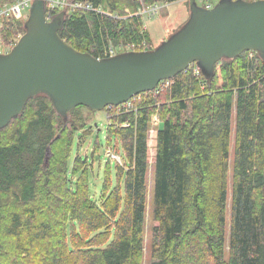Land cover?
Segmentation results:
<instances>
[{
  "label": "trees",
  "instance_id": "1",
  "mask_svg": "<svg viewBox=\"0 0 264 264\" xmlns=\"http://www.w3.org/2000/svg\"><path fill=\"white\" fill-rule=\"evenodd\" d=\"M178 1L64 0L60 10L45 0V12L64 11L59 37L102 59L110 48L152 50L139 9ZM23 33L22 20H3L5 46ZM167 83L103 109V140L87 126V108L63 122L43 94L0 130V264H143L146 247V264H264V62L248 51L220 60L209 83L195 65ZM153 116L160 127L146 241ZM78 135L120 159L105 158L97 200L94 157H72Z\"/></svg>",
  "mask_w": 264,
  "mask_h": 264
},
{
  "label": "water",
  "instance_id": "2",
  "mask_svg": "<svg viewBox=\"0 0 264 264\" xmlns=\"http://www.w3.org/2000/svg\"><path fill=\"white\" fill-rule=\"evenodd\" d=\"M188 10L186 22L154 49L99 59L59 37L64 11L47 21L45 0H33L24 33L0 54V130L39 94L66 122L76 107L99 112L122 105L191 65L209 83L222 59L250 51L264 62V0H219L212 8L188 0Z\"/></svg>",
  "mask_w": 264,
  "mask_h": 264
},
{
  "label": "rangeland",
  "instance_id": "3",
  "mask_svg": "<svg viewBox=\"0 0 264 264\" xmlns=\"http://www.w3.org/2000/svg\"><path fill=\"white\" fill-rule=\"evenodd\" d=\"M33 1V0H32ZM218 0L216 1V3ZM32 3V2H31ZM167 5V4H162ZM188 0H180L176 3L169 4L167 6H163L159 9L157 15H147L143 14L142 10L146 7H141L139 9V15L142 18L143 27L149 33L150 37V47L155 48L158 46L163 40H165L173 31H175L180 25L184 24L188 18L189 10L187 9ZM31 6V5H30ZM30 9V8H29ZM29 14V11H28ZM12 20V19H11ZM3 20L0 22V29L2 26ZM24 23V22H23ZM21 36V35H20ZM0 40L2 41L1 37ZM17 41V40H16ZM15 41V42H16ZM3 42V41H2ZM5 45V43L3 42ZM7 45V44H6ZM5 50H10L11 46H5ZM6 53V52H5ZM93 113V112H92ZM90 113L88 110H83V115L86 119L87 126H90L93 132H97L98 138L103 140L104 132L107 125L106 113L102 110L95 113ZM160 123L158 117L153 116L151 130L148 134V162H149V171H148V192H147V215H146V223H145V238L146 241L149 239V229L152 226L153 222L149 217V206L151 200V186H152V173H153V162H154V154H155V136L157 132V128L159 129ZM77 145L75 152L82 157H86L89 161L90 157L93 156L94 159L92 161V171L90 172V189L91 195L94 200H97L100 195V184L102 182V172L103 165L105 163V158L109 157L120 163L119 157L115 154L111 153L108 147L102 146L98 151H95L93 148V138L87 137L84 138L80 135L77 136ZM94 149V150H93ZM97 152V153H93ZM100 155V156H98ZM102 156V157H101ZM229 205H230V192H228L227 196V212L226 215L229 216ZM148 260V248H145L143 264H146Z\"/></svg>",
  "mask_w": 264,
  "mask_h": 264
},
{
  "label": "built area",
  "instance_id": "4",
  "mask_svg": "<svg viewBox=\"0 0 264 264\" xmlns=\"http://www.w3.org/2000/svg\"><path fill=\"white\" fill-rule=\"evenodd\" d=\"M217 0H197V2L205 7V8H212L213 4L216 2ZM32 0H16L14 3L12 4H5L3 6H0V22L1 20L4 19H12V20H25L28 16V11L30 8ZM66 6L64 0H49L48 3V8L49 9H54V8H58V9H63ZM71 8V10L75 9V8H86V9H90V6L85 5V4H73L69 6ZM160 9L159 5H153V6H147L142 10L143 14H147V15H152L155 16L157 15L158 11ZM155 14V15H154ZM47 17V21L51 20L52 17L50 14H46ZM1 25V24H0ZM134 45L131 46H126V50H133L132 48H134ZM5 45L3 44V42L0 40V54H5V52L7 53L9 51L5 50ZM138 48H143V50H145V46L144 44H142L141 46H138ZM109 56H112L115 54V51H113L111 48L109 49ZM167 81H162L160 82L158 85H163V86H168V82ZM158 87V86H157ZM156 87V88H157ZM130 101V100H129ZM126 102L124 104H122L121 106H129L130 103Z\"/></svg>",
  "mask_w": 264,
  "mask_h": 264
}]
</instances>
